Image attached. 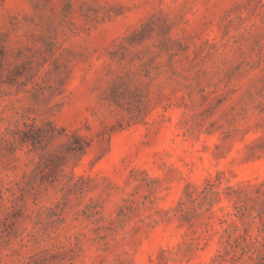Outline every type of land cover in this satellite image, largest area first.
I'll return each mask as SVG.
<instances>
[{
	"label": "clouds",
	"instance_id": "1",
	"mask_svg": "<svg viewBox=\"0 0 264 264\" xmlns=\"http://www.w3.org/2000/svg\"><path fill=\"white\" fill-rule=\"evenodd\" d=\"M0 264H264V0H0Z\"/></svg>",
	"mask_w": 264,
	"mask_h": 264
}]
</instances>
